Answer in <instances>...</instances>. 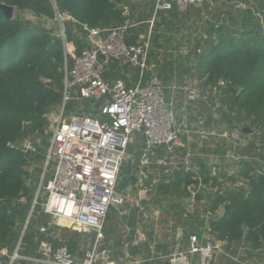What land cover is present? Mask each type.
Masks as SVG:
<instances>
[{
	"label": "built area",
	"instance_id": "built-area-1",
	"mask_svg": "<svg viewBox=\"0 0 264 264\" xmlns=\"http://www.w3.org/2000/svg\"><path fill=\"white\" fill-rule=\"evenodd\" d=\"M208 1L154 0V14L149 21L148 33L141 36L136 44H128L126 35L133 25L90 28L80 24L68 12H62L56 0H49L54 11L53 20L58 26L56 36L64 49L63 101L46 115L45 139L28 136L9 145L27 156L42 157L44 166L18 242L13 251L9 247L0 250V264H114L112 246L106 243L105 225L113 209L119 210L128 201L134 200L131 193L118 190L121 168L131 145L142 144L139 178L135 187L138 199L134 200L141 217L146 216L147 208L139 196L152 167L164 170V173L156 171V178L150 182L155 187L168 183L176 171L194 174L196 182L188 188L191 204L196 202L199 194L206 198L217 190L213 182H206L203 174L193 165L196 138L201 143L200 147L211 139L226 140L224 158L230 163L251 158L245 152L254 140L253 130L249 129L250 121L222 133L216 124L206 129L204 120L199 122L201 129L198 130L189 125L186 116L180 121L176 107L178 98L184 96V109L189 111L190 117L200 103L207 102V93H201L190 84L189 78H193L190 75L185 77L182 85L176 81L164 84L156 65L150 60L152 32L158 16L175 10L184 14L191 7H201ZM121 9L124 16H129L127 6H121ZM70 26L75 40L82 43L81 49L76 41L70 40ZM93 44L99 47V51L93 48ZM99 52L107 59L103 60ZM113 63L117 64L121 74L107 79L106 74ZM125 67L134 71L126 73ZM213 93L216 94V91ZM71 101L77 103L74 112L67 110ZM94 111L97 116L92 114ZM24 125L29 126L27 122ZM244 129H249V132L245 133ZM179 147L185 149L182 156L177 154ZM163 175L166 178L163 179ZM30 183L31 179L27 180V184ZM25 203L26 197L22 196L13 205ZM160 207L153 211L157 222L162 211ZM222 213H207L205 223L208 232L210 223ZM32 221H37L36 230L40 236L36 241V255H23V239ZM59 224L75 225L83 234H94L93 245L81 259L72 254L67 246L57 245L62 242ZM168 233L173 236L176 232L171 228ZM225 244L206 234V244L202 245L199 236L191 234L188 250L166 257H151L148 262L161 260L164 264H196L195 257L200 256L199 264H210L211 261L217 264L216 256L221 254L233 264H255L233 256L224 249Z\"/></svg>",
	"mask_w": 264,
	"mask_h": 264
},
{
	"label": "trees",
	"instance_id": "trees-1",
	"mask_svg": "<svg viewBox=\"0 0 264 264\" xmlns=\"http://www.w3.org/2000/svg\"><path fill=\"white\" fill-rule=\"evenodd\" d=\"M217 1L210 0L201 7L193 6L184 14H178L176 10L161 13L153 27L152 46L160 47L163 42L173 44L171 34L175 32V23L184 21L182 27L187 31L184 36L189 44L186 46L187 54L179 58L176 67L181 71L180 78L183 80L188 75L192 76L212 100L213 92L219 90L223 94L221 103L227 108L222 117L228 119L232 127L245 121L251 122L249 129L253 130L254 140L245 148V152L253 160L238 162V175L243 183L235 184V178L231 177L232 183L227 184L226 173L211 178L208 170L201 171L204 180L212 181L217 188L206 195V211L215 215L223 209V214L210 223L209 232L205 229V220L197 215H189L185 222L187 226L198 221L199 236L208 234L226 243L227 251L233 256L243 249L246 260L259 258L264 262V0H227L230 1L228 6L219 4L215 7L219 3ZM56 2L62 12H68L80 24L90 28L119 27L133 21L134 10L132 12L127 0ZM211 2L214 11L211 19H207L206 26H201V33L193 34L200 24L194 26L189 16L196 11L200 16L199 11L204 8L211 13ZM255 2L254 9L252 4ZM0 4L13 7L18 12H30L38 18L54 17L49 0H0ZM243 4L246 9L240 8ZM121 6L131 10L129 16L123 15ZM143 18V21L148 20L146 16ZM147 27L145 24L141 28L130 27L126 42L136 44L142 34L148 33ZM70 28V40L76 41L81 49L82 43L75 40L73 28ZM64 66V49L57 36L20 18L7 20L0 10V250L4 247L14 249L18 242L20 229L26 221L39 182V179L32 181L28 168L33 162L39 163L43 159L40 156H27L9 145L28 136L46 138V115L63 101ZM117 67L116 63L110 66L107 79L120 76L121 70ZM124 70L126 73L134 71L128 67ZM70 105L74 108L77 103L71 101ZM85 107L88 108L89 104L86 103ZM92 114L98 115L96 111ZM26 122L28 127L24 125ZM42 143L46 148L45 140ZM141 148L140 143L129 147L118 186L122 193H136ZM30 179L31 183L27 184ZM195 182L194 174L182 170L175 172L168 183L157 186L155 200L162 203L172 197H189L188 188ZM22 196L26 197V203L13 205ZM177 216L181 220L183 215ZM116 217L115 212H110L107 218L105 232L110 237H116ZM36 226L37 221H32L27 229L22 244L23 255H36V241L40 237ZM239 230L243 232V238L237 240L234 233ZM194 232L192 224L186 234ZM79 240L78 233L65 231L62 242L57 245L67 246L75 255L79 251Z\"/></svg>",
	"mask_w": 264,
	"mask_h": 264
},
{
	"label": "crops",
	"instance_id": "crops-1",
	"mask_svg": "<svg viewBox=\"0 0 264 264\" xmlns=\"http://www.w3.org/2000/svg\"><path fill=\"white\" fill-rule=\"evenodd\" d=\"M127 2L129 3L132 12L134 10V12L132 14L133 21L130 23L135 28H141V26L143 24L149 26V28H150L149 21L152 19L153 14H154V0H127ZM217 2H219V3L216 5L214 4L215 7H217V5H219V4H224L225 6H228L230 4V1H227V0L226 1L225 0H218ZM212 3L213 2H211V4H210L211 6L209 8L211 13H209L204 8L203 10L201 9V11H199V12H201L200 16L197 15L198 11L194 12V15L191 14L189 16L192 19L194 26H197L198 24H200L199 27L198 26L195 27V31H193V34L197 35L198 33H201V31H202L200 29L201 26H206L207 19H211L212 14L214 13V11H212V9H213ZM240 6H242V5H240ZM143 16L148 17L147 18L148 20L143 21L144 20ZM189 17H187V18L189 19ZM180 21L182 23H179V22L175 23V21H174V23L176 24V27H175L176 29H175V32L171 34V36L173 34H176L178 40H176V41L172 40L174 43L171 45H167L163 42L162 45L160 47H158V49L164 48V47H166V48L169 47V49H170L169 53L170 54L168 56H166L167 54L166 55H163L161 53L156 54L154 51H152V53H151V59L150 60L153 64L156 65L158 75L160 76V78L162 79L164 84H166V85H168V82L177 81V75L176 74H177V72L179 73V70L176 67H177L178 63L180 62L181 57H185L184 54H182V50L187 49L186 46H188V44H189V41L187 42L185 40V36H184L187 34V31H185L184 28L182 27V25L184 24V21H182V20H180ZM190 22H191V20H190ZM190 22H188V23H190ZM149 28L147 27V29H149ZM162 30H164V28ZM161 32L166 33L165 31H161ZM195 42H196V40H195ZM160 50H162V49H160ZM176 52H178V53L176 54ZM172 67H173V72L171 71ZM175 69H177V70H175ZM174 75H176V76H174ZM184 79H185V77H184ZM180 80H182V78H180ZM181 97L182 96H180V98ZM179 102H180V100H177V103H176L177 109L179 107H181ZM205 103L206 102L200 103L198 105V109L200 108V110H198V111L196 110L195 112H193V114L191 113V115H190L192 122H195L196 130L201 129L199 127L200 126L199 122L201 121V118L204 116V114H205L204 112L207 111V103H206V106H205ZM178 111H179V109H178ZM196 139L198 141V138H196ZM197 141L195 140V142L193 144L194 155L192 158V162H193V165L200 172L208 170L209 176L211 178L218 175V174H225L226 173L227 177H228L227 181H230L231 177L236 178V177L232 176L231 174H229L227 169H226L228 165L238 164L237 162L230 163V162L225 160V158H224L225 152L224 151H226V147H227L226 140H221V139L216 138V139L212 140L211 145L208 144L209 142H205L202 147H200L201 143H199ZM177 153L181 154V156H182L185 153V149L184 148H177ZM217 161H219V165L216 163ZM138 163H139V159H138ZM211 163H216V164H213V166H210ZM238 166H239V164H238ZM138 169H139V165H138ZM138 171L139 170H137V172H136L137 179L139 178L137 176ZM156 171L164 173V170H158L157 168L152 167V169L148 170V173H147L148 175L146 178L147 180H145L146 186L143 188L144 191H150V189H151V195H150L151 198L148 200L147 199L144 200L145 201L144 202V201H141V194L139 196L140 201L142 202L143 205H145V207L147 208V211H150L149 217H148V218H150L149 222H145L143 217H141L140 212H139V208L136 206V203L134 202V200L138 199L137 193H135V194L131 193L132 194L131 199H134V200L128 201L127 204L123 208H120L119 210L113 209L111 211V212L116 213V216H117L116 217L117 218L116 226H117V228L120 225L119 222L128 217L129 222H128V228L127 229L130 232V240L133 238L129 244H127L126 246L124 245L125 246L124 248L126 250V252H125L126 254H123L122 251L119 250V248L122 247V244H121V241L119 240V238H117V236L116 237H113V236L110 237L105 232L106 238H107L106 243L110 244L112 246V250H113L112 251V261L114 262V264H140L141 260H143L144 257L146 259L145 264H164V262L161 260L160 261L156 260V261L151 262V263H149L148 260L151 257H153V258L154 257H160V256L166 257V256H169L170 254H172L174 252L186 251L189 248V236L191 234L189 233L187 235L186 230L191 228L193 223L186 226L185 220H186V218L188 219V215L184 214L185 212L182 214L183 216L181 218V221L184 222L183 223V229H181V231H180L181 233L176 232L177 230L176 231L174 230L176 233L173 236H170L168 233L169 231H171V228L174 229L173 226H171L170 222H168V224L165 226V228H163V226L161 225L162 224L161 220H159L157 222V221H155V219L153 217V211L155 209H158V207H160L162 205L158 201L156 202L155 198L153 197V195H155V193H156L157 186L156 187L151 186V184H150V182L156 178V175H155ZM176 172H178V171H176ZM237 177L239 178L237 180V182H239V180H240V181H242L241 183H243V180L239 177V175H237ZM164 178H166V177L163 175V179ZM163 183H167V182H163ZM227 184H229V183H227ZM191 205L193 206V207L191 206L192 208H195V207L200 206V205L206 207L205 198L202 201L196 200V202L191 204ZM220 211L222 212L223 210L220 209L219 212ZM206 212L208 213V211H206ZM220 216L221 215H217V217L214 218V220L219 218ZM107 223L108 222H106V225H105L106 231H107ZM193 225H194L195 232L192 234H197L199 236L200 228L196 227L195 226L196 224H193ZM205 225H207V224L205 223ZM206 228H207V226H205V229ZM161 229H165L166 233L161 235L159 233V231H161ZM199 238H200L201 244L205 245L206 244V235L202 234L201 236H199ZM119 241H120V243H119ZM134 244H136V245H134ZM92 245H93V242L89 243L88 246H83L84 249L78 251V253L75 254L76 257L81 259L84 252L87 251L88 249H90ZM160 246L163 247V249L159 250L158 247H160ZM223 247L227 251L226 245H224ZM145 249L147 251L146 254L143 252ZM245 250H247V248H245ZM250 251H251V249H250ZM242 252H244V250L240 249V252L238 255H236V257L237 256L241 257V259L244 262H250V263H255V264L263 262L259 258H252L250 260H246L244 253H242ZM129 256H130V260H128V258H127ZM200 261H201V257L196 256L195 257L196 264H199ZM142 263H144V262H142ZM216 263L217 264H233L231 261H229L227 258H225L221 254L216 256ZM210 264H213V262L211 261Z\"/></svg>",
	"mask_w": 264,
	"mask_h": 264
},
{
	"label": "rangeland",
	"instance_id": "rangeland-1",
	"mask_svg": "<svg viewBox=\"0 0 264 264\" xmlns=\"http://www.w3.org/2000/svg\"><path fill=\"white\" fill-rule=\"evenodd\" d=\"M256 4H257V2H255V3L252 4L254 9L256 8ZM240 8L246 9V5L243 4ZM16 18H20V19H22L24 21H28L31 24H33V26H35L37 28H41L43 30H46L50 34H52L53 36H56L57 35L58 26H57L56 22L53 19L38 18V17H35L30 12H27V11L26 12H18L17 10L14 13V19H16ZM148 31H149V29H148ZM144 35H146V34H142L141 36H144ZM171 38L174 41L178 40L176 34H173L171 36ZM153 46H152L153 47L152 51H154L156 54H158V53H161L163 55H166L167 54L166 56H168L170 54L169 53V51H170L169 47L168 48H166V47L160 48V49H162V50H160L155 45H153ZM186 52H188L187 49L182 50V54L185 55V54H187ZM177 53L178 52H176V54ZM175 70H177V69H175ZM179 74H180V71H179V73L177 72V74H176L177 75V81H176V83H178V85L179 84L182 85V83H184V82L182 80H180ZM176 75H174V76H176ZM189 80H191L190 81V84L193 85V86H195L201 93H203V94L206 93V92H204L201 89V87L199 86V83H198L197 80H195L194 78H189ZM172 82H168V85L171 84ZM215 91H216V94H213L214 100H212L210 98L211 97L210 94L205 95V97L207 99V102H208L207 103V111L204 112L205 114L201 118V120H204L205 121V128L206 129H208V127L210 128V126L212 124H216L219 132L222 133V132L226 131L228 128H230L232 126L230 125L229 120L228 119H224L222 117V115H221L224 112H226V110H227L226 106H224L221 103V97L223 96V94L219 90H215ZM183 97L184 96H182L181 98L180 97L178 98V100H180L179 103L181 105V107L178 108L179 109V111H178L179 120L180 121H183L184 120V117L183 116H186L187 119H188L189 125L191 127H194V129L196 130L195 122H192V119L188 116V112L189 111L184 109V106H185L184 103H185V101H184V98ZM71 107H72L71 105L68 106L67 110L68 111L73 110V112H74L75 111L74 108H76L77 105L74 106V108L73 107L71 108ZM198 110H200V108L197 109V111ZM87 113H89V112H87ZM208 144H210V145L212 144V139H211V141H209ZM179 148H181V147H179ZM224 152L226 153V151H224ZM178 155L180 156L181 154H178ZM255 156H256V154H255ZM252 160H253V158H249L246 161L247 162H250ZM43 163H44V160L42 159V161L39 162V163L33 162V164L29 165L28 170H29V172L32 175V181L37 182V180L40 178V176H41V174L43 172V166H44ZM216 163L219 165V161H217ZM216 163H211L210 166H213V164H216ZM38 169H39V171H38ZM226 169H227V171H228L229 174H231L232 176L236 177L235 178V181H236L235 184H237V183L238 184H241L242 181L239 180V182H237V180L239 179L237 177V175L239 174L238 172L240 171L238 164L228 165ZM227 183L230 184L232 182L231 181H227ZM150 195H151L150 191H144L143 190V192L141 193V201H144L146 199L147 200L150 199L151 198ZM191 203H192L191 200H189L187 196H183V197H172L170 199L164 200V202L161 203L162 205H161L160 208L162 209V211H161V215H160V219H159V220H161V223H162L161 225L163 226V228H165V226L168 224V222H170L171 225L173 226L174 230L175 231L177 230L176 232L181 233L180 231H181V229H183V223L184 222H182L179 219V216L176 217V215H178V214L179 215L180 214L182 215V212L181 211L185 212L184 214H189V215H194V216L197 215L200 219L205 220L206 219V216H207V214H206L207 213L206 212V207L200 205V206H197L195 208H191ZM163 211L166 212V213H164ZM149 212L150 211H147L146 216L143 217V219L145 220V222H149L150 221V218H148L149 217ZM200 219H198V220H200ZM128 222H129L128 217L125 218L124 220H121L119 222L120 225L118 226L117 233H116L117 238H119V240L121 241V244H122V247L119 248V250L122 251L123 254H126L125 253L126 250H125L124 247L127 244H129L132 241V239H133L132 238L130 240V232L127 229L128 228ZM192 223L193 224H196L195 226L198 227V228H200V224H198L199 223L198 221H193ZM59 226L61 227L62 234L65 231H67V232H73V233L76 232V233L79 234L80 240L78 241V244H77L78 245L77 248H78L79 251L82 250V249H84L83 246H88L89 243L94 242L93 241L94 240V234H92V233L91 234L90 233L83 234L80 231V228L77 227V226H75V225L59 224ZM20 228H21V226H20ZM159 233L161 235H163L164 233H166L165 232V229H161V231H159ZM11 251H13V249H11ZM143 252L146 254L147 253L146 249ZM127 258H128V260H130V256L127 257ZM144 259H145V257H144ZM140 264H145V262L144 263H140Z\"/></svg>",
	"mask_w": 264,
	"mask_h": 264
},
{
	"label": "water",
	"instance_id": "water-1",
	"mask_svg": "<svg viewBox=\"0 0 264 264\" xmlns=\"http://www.w3.org/2000/svg\"><path fill=\"white\" fill-rule=\"evenodd\" d=\"M0 10L3 12L4 16L6 17L7 20H13L14 19V13H15V8L7 6L5 4H0ZM127 25H130V21L127 22ZM93 48L99 51V47L96 44H93ZM100 57L103 60H106L107 58L101 53L99 52ZM245 133L249 132V129H244L243 130ZM197 200L202 201L204 200V196L199 194L196 197ZM234 238L237 240H240L243 238V232L241 230L237 231L234 233Z\"/></svg>",
	"mask_w": 264,
	"mask_h": 264
},
{
	"label": "clouds",
	"instance_id": "clouds-1",
	"mask_svg": "<svg viewBox=\"0 0 264 264\" xmlns=\"http://www.w3.org/2000/svg\"><path fill=\"white\" fill-rule=\"evenodd\" d=\"M50 210V209H49Z\"/></svg>",
	"mask_w": 264,
	"mask_h": 264
}]
</instances>
